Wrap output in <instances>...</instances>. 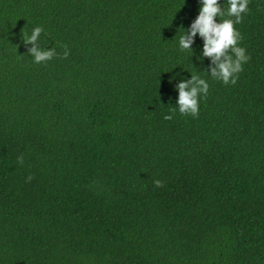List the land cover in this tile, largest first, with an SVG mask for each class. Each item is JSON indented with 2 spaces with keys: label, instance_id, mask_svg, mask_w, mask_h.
<instances>
[{
  "label": "trees",
  "instance_id": "obj_1",
  "mask_svg": "<svg viewBox=\"0 0 264 264\" xmlns=\"http://www.w3.org/2000/svg\"><path fill=\"white\" fill-rule=\"evenodd\" d=\"M201 7L0 0V264H264V0L235 25V85L199 33L180 49ZM192 74L209 83L195 118L178 104Z\"/></svg>",
  "mask_w": 264,
  "mask_h": 264
},
{
  "label": "clouds",
  "instance_id": "obj_2",
  "mask_svg": "<svg viewBox=\"0 0 264 264\" xmlns=\"http://www.w3.org/2000/svg\"><path fill=\"white\" fill-rule=\"evenodd\" d=\"M227 3L229 8L226 15L235 19H224L222 22H217L216 18L218 16L225 15L219 0H202L198 17L191 24L190 29L185 30V35L180 37L179 46L181 50H192L194 38L199 33L204 38L202 57H209L212 60L210 76L213 79L222 81L224 85L229 83L235 85L238 80L237 74L243 71V64L250 60V57L246 55V49L238 46L242 36L235 27L236 24L242 22V14L248 11L249 0H228ZM42 32H44L42 27H35L31 35H27L22 31L24 43L33 45L29 49V54L37 64L46 63L58 55L55 47L45 50L37 46ZM61 47L64 48L63 58L67 59L70 55L69 49L67 45H61ZM178 89L180 114L191 115L194 118L198 117L199 98L201 95L207 96L209 83L198 75L192 74L191 80L181 82ZM174 115V112L165 115L164 119L171 120ZM17 162L23 164V155L17 157ZM32 179L33 177L29 175L26 182H30ZM153 184L157 188L163 186V182L159 179L154 180Z\"/></svg>",
  "mask_w": 264,
  "mask_h": 264
}]
</instances>
